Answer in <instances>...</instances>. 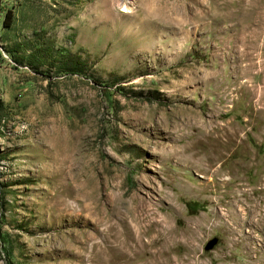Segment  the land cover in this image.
<instances>
[{
	"label": "rangeland",
	"instance_id": "1",
	"mask_svg": "<svg viewBox=\"0 0 264 264\" xmlns=\"http://www.w3.org/2000/svg\"><path fill=\"white\" fill-rule=\"evenodd\" d=\"M263 211L264 0H0V264H264Z\"/></svg>",
	"mask_w": 264,
	"mask_h": 264
},
{
	"label": "bare ground",
	"instance_id": "2",
	"mask_svg": "<svg viewBox=\"0 0 264 264\" xmlns=\"http://www.w3.org/2000/svg\"><path fill=\"white\" fill-rule=\"evenodd\" d=\"M188 150L189 149L185 150L184 153H187ZM193 151H195V150L193 149ZM191 154H193V153H191ZM216 162H217L216 159L214 160L211 157L206 156V158H204L202 160H199V162H196V164H194L195 161H194V163H191V162L190 163L192 165L194 164L196 166V170L199 173H201L202 176H204V178L207 177V176H210V179H209L210 182L215 183V185H219L222 188H226L229 185H231V182L232 181H231V179H225V180L219 179V181H218V178L222 177L223 176V173L220 170V168H215ZM215 180H217V181H215ZM233 199L237 200L239 198H236V196H235ZM131 219H132L130 221L131 223H128V220L122 219V220H124L123 221L124 222V224H123L124 227L126 225V227L124 228L125 229V232L124 233L123 232H120L121 230L119 231V230H117L115 228L117 231L115 232L114 240L118 244V246H121V247L122 246H125V248H126L127 246H129V245L132 244L135 249H138V248L141 249L142 247H144L145 249H149V247H152L154 243H157L158 244V249L154 253H151L149 255V257L151 259H149V257H148V261L147 262H144V263L138 262V257L139 256H138L137 253H135V252L133 253L132 252L130 254L127 251V249H125L124 252L123 251L121 252V249H120V250H118V252H121L118 255V258L119 259L117 258L113 262V264H166V261H167L166 260V255H167V253H166L165 246H166V243L168 242V240L172 237V232L170 230H168V229H165L164 226L162 227L159 223L151 224L153 227H155L156 236L154 238H152L151 240H149L148 242L145 243L144 240H143V234L146 232V230L148 228H150V226L147 227L146 225H143L142 224L143 221H146V220H143L142 221L143 218H140V216H135V217H133ZM148 224L150 225V223H148ZM109 227H112V226H109ZM114 227H112V228L114 229ZM117 227H119V226H117ZM202 227L203 226H197L193 230L192 234L195 235L196 234V231L199 230V229H201ZM122 231H123V229H122ZM194 237H196V235ZM134 248H132V249H134Z\"/></svg>",
	"mask_w": 264,
	"mask_h": 264
},
{
	"label": "water",
	"instance_id": "3",
	"mask_svg": "<svg viewBox=\"0 0 264 264\" xmlns=\"http://www.w3.org/2000/svg\"><path fill=\"white\" fill-rule=\"evenodd\" d=\"M217 244H218V239H217V238H214V239L210 240V241L206 244L204 250H205L206 252H210V251H212V250L217 246Z\"/></svg>",
	"mask_w": 264,
	"mask_h": 264
},
{
	"label": "trees",
	"instance_id": "4",
	"mask_svg": "<svg viewBox=\"0 0 264 264\" xmlns=\"http://www.w3.org/2000/svg\"><path fill=\"white\" fill-rule=\"evenodd\" d=\"M74 66L76 67V69H79V67L80 66H83V64L82 63H80V62H76L75 64H74ZM74 72H78L77 70H73Z\"/></svg>",
	"mask_w": 264,
	"mask_h": 264
}]
</instances>
